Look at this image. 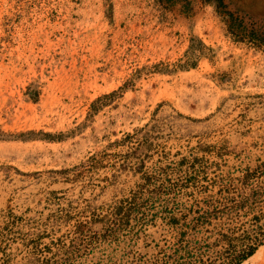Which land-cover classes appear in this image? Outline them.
<instances>
[{"label": "rangeland", "instance_id": "374dc122", "mask_svg": "<svg viewBox=\"0 0 264 264\" xmlns=\"http://www.w3.org/2000/svg\"><path fill=\"white\" fill-rule=\"evenodd\" d=\"M220 229L264 234V0H0V264H214Z\"/></svg>", "mask_w": 264, "mask_h": 264}, {"label": "trees", "instance_id": "16d2710c", "mask_svg": "<svg viewBox=\"0 0 264 264\" xmlns=\"http://www.w3.org/2000/svg\"><path fill=\"white\" fill-rule=\"evenodd\" d=\"M245 202L235 206L244 207ZM219 217L216 208L212 212H207L205 215H201L196 220L200 223H209L212 219H217ZM208 219V220H207ZM179 219L173 217L172 221L176 223ZM217 236L214 242V253L216 254L215 259L213 260L214 264H241L250 258L259 247L264 245V234H251L249 231L242 230L240 235H237V230H224L220 229L215 231ZM44 234L38 235L37 239H42ZM185 233H181V241L184 240ZM189 244V243H188ZM223 244V245H221ZM184 248V246H183ZM202 248V247H199ZM211 248L210 245H207V249ZM188 257L193 255L190 252H186ZM211 258L205 259L203 254L196 256L194 262H187L184 264H208ZM175 264H181L179 261H176Z\"/></svg>", "mask_w": 264, "mask_h": 264}, {"label": "crops", "instance_id": "0c3cea01", "mask_svg": "<svg viewBox=\"0 0 264 264\" xmlns=\"http://www.w3.org/2000/svg\"><path fill=\"white\" fill-rule=\"evenodd\" d=\"M259 252L262 254V257H264V247L259 248V249H258V250H257L252 256H254V255L257 256ZM252 256H251V257H252ZM262 257L258 256V258L256 259V261H257L258 263H260Z\"/></svg>", "mask_w": 264, "mask_h": 264}]
</instances>
